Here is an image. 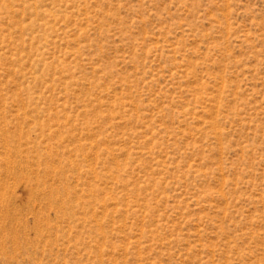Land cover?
I'll return each instance as SVG.
<instances>
[{
    "label": "rangeland",
    "instance_id": "1",
    "mask_svg": "<svg viewBox=\"0 0 264 264\" xmlns=\"http://www.w3.org/2000/svg\"><path fill=\"white\" fill-rule=\"evenodd\" d=\"M0 264H264V0H0Z\"/></svg>",
    "mask_w": 264,
    "mask_h": 264
}]
</instances>
